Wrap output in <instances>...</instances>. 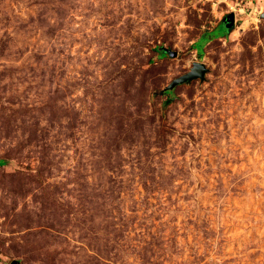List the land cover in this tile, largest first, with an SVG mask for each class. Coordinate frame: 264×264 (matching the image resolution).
I'll use <instances>...</instances> for the list:
<instances>
[{
  "label": "rangeland",
  "instance_id": "obj_1",
  "mask_svg": "<svg viewBox=\"0 0 264 264\" xmlns=\"http://www.w3.org/2000/svg\"><path fill=\"white\" fill-rule=\"evenodd\" d=\"M263 12L0 0V264H264Z\"/></svg>",
  "mask_w": 264,
  "mask_h": 264
},
{
  "label": "water",
  "instance_id": "obj_2",
  "mask_svg": "<svg viewBox=\"0 0 264 264\" xmlns=\"http://www.w3.org/2000/svg\"><path fill=\"white\" fill-rule=\"evenodd\" d=\"M262 17H264V12L262 13ZM226 18H227V22L225 24H226V27H229L231 26V23L233 21V14L232 13L227 14ZM161 50L163 53H167L170 56L176 55L175 51H171L167 48L162 47ZM206 71H207V67L205 66L203 62L193 61L191 67L189 68L187 72L173 78L163 88V90L165 91L172 90L176 85L188 84L192 80H195V79L203 80L205 78ZM9 264H20V262L17 259H12Z\"/></svg>",
  "mask_w": 264,
  "mask_h": 264
},
{
  "label": "trees",
  "instance_id": "obj_3",
  "mask_svg": "<svg viewBox=\"0 0 264 264\" xmlns=\"http://www.w3.org/2000/svg\"><path fill=\"white\" fill-rule=\"evenodd\" d=\"M227 30H228V28L227 29L222 28V24L219 23L217 25V27L214 29V32L212 33V35H211V32H208V31H206L204 34H202V36H200L194 44L196 46L197 51H198L199 57H201L202 45L210 38V36L224 35ZM164 93L169 95L168 97L165 98V100L163 102L164 106L167 107L170 104V102L172 101V99H171L172 92H171V90H168Z\"/></svg>",
  "mask_w": 264,
  "mask_h": 264
},
{
  "label": "flooded vegetation",
  "instance_id": "obj_4",
  "mask_svg": "<svg viewBox=\"0 0 264 264\" xmlns=\"http://www.w3.org/2000/svg\"><path fill=\"white\" fill-rule=\"evenodd\" d=\"M223 21H224V23L227 22V18H223L222 21H221L220 23H221V24H224Z\"/></svg>",
  "mask_w": 264,
  "mask_h": 264
}]
</instances>
